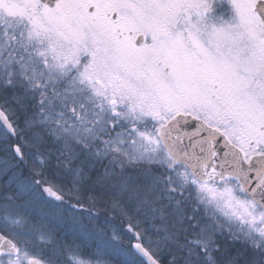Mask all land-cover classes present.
I'll use <instances>...</instances> for the list:
<instances>
[{
  "label": "snow or ice",
  "instance_id": "6c2138e0",
  "mask_svg": "<svg viewBox=\"0 0 264 264\" xmlns=\"http://www.w3.org/2000/svg\"><path fill=\"white\" fill-rule=\"evenodd\" d=\"M0 264H264V0H0Z\"/></svg>",
  "mask_w": 264,
  "mask_h": 264
},
{
  "label": "rangeland",
  "instance_id": "374dc122",
  "mask_svg": "<svg viewBox=\"0 0 264 264\" xmlns=\"http://www.w3.org/2000/svg\"><path fill=\"white\" fill-rule=\"evenodd\" d=\"M106 215H107V213H105V212H103V210H101V214L99 216V221H103ZM70 227H71V225L69 223H65V225H63V226L60 227L59 231H60L61 234H63ZM84 251H85L86 254H88V253H90L91 249L90 248H86Z\"/></svg>",
  "mask_w": 264,
  "mask_h": 264
}]
</instances>
